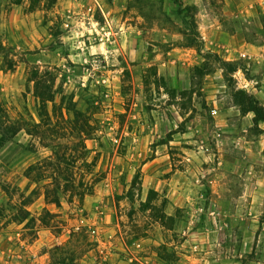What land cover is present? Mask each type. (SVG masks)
<instances>
[{
    "label": "rangeland",
    "instance_id": "rangeland-1",
    "mask_svg": "<svg viewBox=\"0 0 264 264\" xmlns=\"http://www.w3.org/2000/svg\"><path fill=\"white\" fill-rule=\"evenodd\" d=\"M0 36L17 62L0 56V104L38 122L35 71L73 96L94 130L71 184L95 185L50 203L27 170L51 150L25 131L2 146L0 264H264V122L234 96L264 106V65L237 50L264 44V0H0ZM208 51L241 61L231 88L197 76Z\"/></svg>",
    "mask_w": 264,
    "mask_h": 264
},
{
    "label": "trees",
    "instance_id": "trees-1",
    "mask_svg": "<svg viewBox=\"0 0 264 264\" xmlns=\"http://www.w3.org/2000/svg\"><path fill=\"white\" fill-rule=\"evenodd\" d=\"M194 9V6L187 5L179 10V14L190 19L189 23H186L187 29L181 32L183 46L196 49L200 54H203L205 43L199 32L196 15L193 13ZM9 53V49L4 45L0 36V56L4 57L6 70L12 71L15 69L17 62ZM203 58L206 62L203 64L204 68L196 67L197 76L204 77L222 70L230 88L231 76L240 69L244 71V68L240 66L241 61H227L221 55L212 51L206 52ZM46 75L40 71H35L31 80L35 83L38 122L33 118L27 119L24 115H19L17 119H11L8 110L3 104H0V148L25 131L34 140V146L38 144L43 148L50 149L51 155L31 166L27 170V176L32 178L35 173L39 180L52 179V183H50L52 189H48L46 192V199L50 203L59 205L60 194L72 193V195H77L83 199L94 192L95 185L90 181L86 183L82 181L77 187L73 185V182L71 184V180L75 176L74 168L79 160L85 157V154L81 156L78 153L80 151H77L76 147L78 145V150L80 148L81 151L86 152L85 141L89 139L94 129H91L88 114L77 108L73 96L62 95L60 102H57L58 91L55 90V81L47 80ZM234 96L235 98L237 96L242 97L241 111L244 114L253 113V121L256 126L260 122H264V106L253 95L244 90H238ZM50 104L52 105L51 112ZM95 130L97 129L95 128ZM68 137L82 140L81 147L79 143ZM87 164L88 162L85 161V165ZM62 180H66L67 184H62Z\"/></svg>",
    "mask_w": 264,
    "mask_h": 264
},
{
    "label": "crops",
    "instance_id": "crops-1",
    "mask_svg": "<svg viewBox=\"0 0 264 264\" xmlns=\"http://www.w3.org/2000/svg\"><path fill=\"white\" fill-rule=\"evenodd\" d=\"M206 39V38H205ZM212 44V42H210ZM238 50V58H249L252 59L253 61H257L259 65H264V44H260V45H255V44H251L248 43L244 38L242 41V46L240 49ZM236 50V51H237ZM224 51H228V48H226L225 46H219V52L220 54H222V52ZM264 69V67H263ZM264 71V70H263Z\"/></svg>",
    "mask_w": 264,
    "mask_h": 264
}]
</instances>
